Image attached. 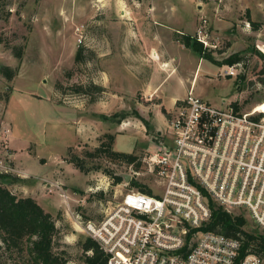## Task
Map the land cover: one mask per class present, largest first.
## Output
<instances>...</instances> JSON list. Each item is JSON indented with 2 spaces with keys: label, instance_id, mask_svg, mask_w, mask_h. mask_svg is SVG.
Returning a JSON list of instances; mask_svg holds the SVG:
<instances>
[{
  "label": "rangeland",
  "instance_id": "374dc122",
  "mask_svg": "<svg viewBox=\"0 0 264 264\" xmlns=\"http://www.w3.org/2000/svg\"><path fill=\"white\" fill-rule=\"evenodd\" d=\"M200 29L213 44H202L204 54L179 40L198 41ZM259 52L264 0H0V170L19 178L6 183L11 192L50 212L58 228L53 251L67 264H85L88 235L75 223L100 219L120 200L127 185L113 175L161 193L144 158L169 141L175 104L165 108L168 95L189 87L215 106L225 100L264 112ZM233 53L242 62L236 75H223ZM105 134L114 136L113 150L136 156L137 174L95 150ZM229 211L244 216L245 230L264 231L245 206ZM0 264L32 263L26 250L6 249L0 239Z\"/></svg>",
  "mask_w": 264,
  "mask_h": 264
},
{
  "label": "built area",
  "instance_id": "2783aa9c",
  "mask_svg": "<svg viewBox=\"0 0 264 264\" xmlns=\"http://www.w3.org/2000/svg\"><path fill=\"white\" fill-rule=\"evenodd\" d=\"M199 32L198 41L212 47ZM237 65L221 73L236 75ZM223 102L215 106L189 89L169 116V141L144 158L161 193L124 181L120 200L100 219L77 222L98 244L103 264H264L255 253L242 255L237 238L204 229L209 199L228 212L245 206L264 229V112Z\"/></svg>",
  "mask_w": 264,
  "mask_h": 264
},
{
  "label": "trees",
  "instance_id": "16d2710c",
  "mask_svg": "<svg viewBox=\"0 0 264 264\" xmlns=\"http://www.w3.org/2000/svg\"><path fill=\"white\" fill-rule=\"evenodd\" d=\"M254 27L257 25L253 23ZM184 46L192 47L196 52L204 54L202 43L190 35L181 34L180 39ZM76 53V60L79 52ZM264 62V54H258ZM20 56V51L16 52ZM207 59L213 60L209 54H205ZM242 56L237 53L230 54L223 60L228 65L240 63ZM264 69V67H263ZM262 70L261 73H262ZM2 72L7 78H12L14 72L8 67L2 68ZM145 125L149 127L148 122ZM107 140H101L96 151H104L110 158L119 159L127 165L138 167L140 162L136 161V156L130 152L113 150L112 142L114 136L105 134ZM92 155V152H86ZM72 161L79 170L84 171L82 160L73 157ZM134 164V165H133ZM134 167V168H135ZM136 169V168H135ZM110 175V172L108 173ZM113 183L123 180L121 175H113ZM19 178L8 171L0 170V239L5 244L6 249L26 250L32 264H67V262L53 251V244L58 233V228L51 214L45 211L32 197H18L6 186V183L16 182ZM128 187H135L138 190L151 194V189L131 178ZM211 216L205 230L220 232L228 237L237 238L240 243V253H255L264 258V231H248L243 227L245 218L242 214H235L226 211L222 206L212 199H209ZM84 252L91 254L84 256L85 264H103L105 257L98 244L90 237L84 238L81 243Z\"/></svg>",
  "mask_w": 264,
  "mask_h": 264
},
{
  "label": "crops",
  "instance_id": "0c3cea01",
  "mask_svg": "<svg viewBox=\"0 0 264 264\" xmlns=\"http://www.w3.org/2000/svg\"><path fill=\"white\" fill-rule=\"evenodd\" d=\"M186 47V46H185ZM152 48H154V47H152ZM184 84V83H183ZM188 90H189V87H188V89H187V91H186V94H187V92H188ZM185 94V95H186ZM185 95H179V94H177V93H175V94H172V95H168L167 96V98H166V100H164V105H165V108L166 109H168V111L169 110H171L172 108H173V106H174V104H175V102L178 100V98L179 99H181V98H183ZM222 102H223V100H222ZM224 103V102H223ZM233 106H235L236 107V104H234L233 103ZM10 132V131H9ZM78 173H80V175L81 176H84L85 177V179H86V181H89V177L90 176H88V175H86V174H84V172L83 171H80V172H78ZM79 175V174H78ZM122 176V175H121ZM123 177V176H122ZM80 178V177H79ZM50 179V178H49ZM124 179V178H123ZM131 178L129 177V180H130ZM128 180V181H129ZM127 181V182H128ZM90 188H92V186L91 187H88V189H90ZM130 188H134V187H130ZM137 189V188H136ZM152 193V192H151ZM40 206L42 207V205L40 204ZM45 209V208H44ZM45 211H47V212H49L47 209H45ZM50 213V212H49ZM75 225H77V223H75ZM89 237V236H88Z\"/></svg>",
  "mask_w": 264,
  "mask_h": 264
},
{
  "label": "water",
  "instance_id": "95a60500",
  "mask_svg": "<svg viewBox=\"0 0 264 264\" xmlns=\"http://www.w3.org/2000/svg\"><path fill=\"white\" fill-rule=\"evenodd\" d=\"M129 177L130 176L128 174L123 175V178H124L125 181H128L129 180Z\"/></svg>",
  "mask_w": 264,
  "mask_h": 264
},
{
  "label": "bare ground",
  "instance_id": "6f19581e",
  "mask_svg": "<svg viewBox=\"0 0 264 264\" xmlns=\"http://www.w3.org/2000/svg\"><path fill=\"white\" fill-rule=\"evenodd\" d=\"M260 108H261V105H258V107H256L255 110L257 111Z\"/></svg>",
  "mask_w": 264,
  "mask_h": 264
}]
</instances>
